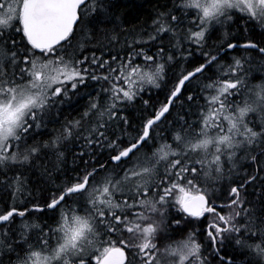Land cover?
Wrapping results in <instances>:
<instances>
[{
    "label": "snow or ice",
    "instance_id": "1",
    "mask_svg": "<svg viewBox=\"0 0 264 264\" xmlns=\"http://www.w3.org/2000/svg\"><path fill=\"white\" fill-rule=\"evenodd\" d=\"M121 7L0 0V264H264V0Z\"/></svg>",
    "mask_w": 264,
    "mask_h": 264
},
{
    "label": "trees",
    "instance_id": "2",
    "mask_svg": "<svg viewBox=\"0 0 264 264\" xmlns=\"http://www.w3.org/2000/svg\"><path fill=\"white\" fill-rule=\"evenodd\" d=\"M162 2V0H161ZM157 3V0H122L121 11L125 14L126 18L132 21L128 27L131 28L133 25L139 27L144 21H148L150 23V15L153 11V5ZM139 17V19H134L135 17ZM258 38V37H257ZM147 98V97H145ZM86 101L82 100L81 105ZM76 114L73 109L65 107L64 116L71 118ZM63 119V117H62ZM51 127V126H50ZM68 163L71 164V155H68ZM34 179H39L38 176L34 177ZM37 191L39 188L44 187L43 183L38 184Z\"/></svg>",
    "mask_w": 264,
    "mask_h": 264
}]
</instances>
